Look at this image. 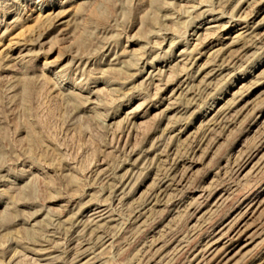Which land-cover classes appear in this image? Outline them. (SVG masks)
I'll return each mask as SVG.
<instances>
[{"label":"rangeland","instance_id":"rangeland-1","mask_svg":"<svg viewBox=\"0 0 264 264\" xmlns=\"http://www.w3.org/2000/svg\"><path fill=\"white\" fill-rule=\"evenodd\" d=\"M0 264H264V0H0Z\"/></svg>","mask_w":264,"mask_h":264},{"label":"bare ground","instance_id":"bare-ground-1","mask_svg":"<svg viewBox=\"0 0 264 264\" xmlns=\"http://www.w3.org/2000/svg\"><path fill=\"white\" fill-rule=\"evenodd\" d=\"M211 248V247H210Z\"/></svg>","mask_w":264,"mask_h":264}]
</instances>
